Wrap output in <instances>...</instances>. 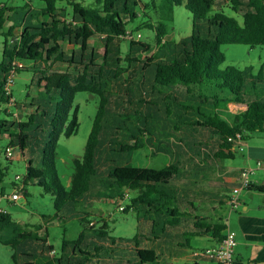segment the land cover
<instances>
[{"label":"trees","instance_id":"16d2710c","mask_svg":"<svg viewBox=\"0 0 264 264\" xmlns=\"http://www.w3.org/2000/svg\"><path fill=\"white\" fill-rule=\"evenodd\" d=\"M40 1L42 6L37 8L0 4V36L4 38L0 143L7 141L4 149L0 146V184L9 170L1 157L4 154L11 161L6 149L12 147L27 160L21 188L15 185L14 190L26 194V186L34 185L50 194L59 213L49 216L50 222L67 219L61 215L64 209L70 212L80 205L81 211L69 215L80 219L84 228L77 240H63L58 251L47 240V228L44 234L39 233L41 226L27 230L0 209V244L14 251V264H161L160 254L146 245L150 241L144 229L139 228V235L132 239L112 237L107 219L85 207L87 201L125 200L126 190L137 195L129 199L124 212L135 213L139 226H148L156 237L168 229L186 231L189 220L196 234L221 242L227 229L223 219L210 224L183 213L165 192L182 174L179 162L173 160L161 169L109 167L105 153L125 156L150 147L164 134L205 128L220 136L221 158L230 159L240 142L264 133V63L258 74H253V67L221 68L224 45L264 47V0H162L160 4L93 0L90 5L83 0ZM178 6L193 15V29L190 36L176 41L168 36V22ZM224 8L242 21L227 15ZM142 30L153 32L154 38L150 42L126 38ZM126 41L128 53L123 52ZM63 42L78 49L69 53ZM22 71L33 73L31 85L42 90L28 104L12 102L13 92L5 90L9 77ZM80 92L101 100L84 154L74 159L75 171L67 186L56 168L57 146L62 136L78 133L77 112L72 117V111ZM229 104L245 108L224 114ZM24 109L29 111L28 119L15 120L14 110ZM155 119L165 121L161 135L151 129ZM0 196H4L3 188Z\"/></svg>","mask_w":264,"mask_h":264},{"label":"rangeland","instance_id":"374dc122","mask_svg":"<svg viewBox=\"0 0 264 264\" xmlns=\"http://www.w3.org/2000/svg\"><path fill=\"white\" fill-rule=\"evenodd\" d=\"M92 1L93 0H83L84 5H90ZM155 1L157 4H160L162 0ZM0 4H6L10 7L23 6L26 4H28L29 7L32 6L35 8L42 6L40 0H0ZM0 7L2 6L0 5ZM224 12L229 16L237 18L240 22L242 21L241 16L233 12L230 8H224ZM172 17L173 18L168 22V25L170 26L168 34L169 38L178 41L181 38L188 37L192 34L193 15L187 11L185 7H174ZM18 33H20V31H18ZM135 34L136 35L133 39L136 41L140 40L150 42L151 39L154 38V33L149 30H142ZM138 34H140L141 37H139ZM3 40L4 38L0 36V59L2 57ZM94 43L96 42L94 41L91 44ZM62 45L69 53L77 48L76 46L69 45L67 42H63ZM128 50L129 41H126L123 44V52L128 53ZM221 50L225 56V63L221 66L222 69H225L226 67H233L243 71L246 68L253 67V74H258L262 64L264 63V47L261 46L249 47L241 44H231L222 46ZM139 57L144 56L141 55ZM33 75L34 74L31 72L22 71L14 77L12 92L15 102L20 103L21 101H25L28 104L32 98H39L41 96L42 90L31 85ZM150 84L153 83L151 82ZM156 86L164 90L163 86L159 84ZM165 92L169 91L165 89ZM27 96H30L31 98H26ZM100 100L101 99L98 95H94L89 92H80L75 97L72 117L77 112L79 130L76 135H73L70 138L62 136L59 139L56 154V168L59 177L67 186H69L71 177L75 171L74 159L82 158L84 154L85 147L98 112ZM14 117L15 120L26 121L29 117V111L26 109L14 110ZM164 124L165 121L163 120H152L151 129L154 133L156 131L160 134H163V131H166V124L165 126ZM255 139L264 142V133L255 134ZM163 141L165 144L167 141L172 143H180L179 141L175 140V137L172 135L164 136ZM6 144V140L0 143L1 148L4 149ZM120 155L121 154H118L117 152L105 153V158H107L106 163L109 165V167L124 164L134 167L161 169L165 167L167 161L170 158L168 155H152V150L146 145L142 149L134 151L130 154H125V156ZM1 162L3 165L8 166L9 170L6 178L0 184V190L3 188L4 192V196H0V209L11 214L13 219L24 225L27 230L37 231L38 227L41 226L39 233L44 234L45 228H47L49 233L47 240H49V243L53 244V247H55L58 251L63 240H77L83 231L84 225L80 222V219L77 217H72L69 214L72 211H81L83 207L76 205V208L71 209L70 212L67 211V209H64V213H61V215L67 216V219H55L54 221L50 222L51 220L48 217L55 216L59 213L54 207V200L52 196L46 193L44 189L38 186L28 185L26 186L27 193L23 194V192H20L21 198L19 200L12 198L14 188H21V182L26 172L27 160H24L20 153L16 151L15 157L11 159V161H7L3 154L1 157ZM225 163L228 165L239 166L241 164V155H237L234 161L227 160ZM105 178L106 177H102L104 180ZM205 179V182L202 180L200 181V188L205 189L204 187L207 186L209 194L214 196L216 189L214 185H210V182L216 179L215 176L212 174H207ZM220 181L222 183L223 180ZM15 185L16 187H14ZM195 187L196 186H194V188ZM124 193V197H126L125 200H121L117 197L114 200L107 198L100 202L95 201L94 203H89V201H87L85 207L88 211H92L96 217L102 214V217L107 219L112 230L110 233L112 237H128L132 239L135 234L139 235L138 233H140V221L138 220L135 213H125L121 207H125L127 204H129V199L131 196H135V192L126 190ZM227 209L228 211L226 209H219L217 211V214L224 218L225 224H228L229 216L227 214L230 213V208L228 207ZM98 210L100 212L95 213ZM217 214L215 212L214 215L216 216ZM160 235L161 234L157 236ZM190 251V255H192V252L195 250L192 248ZM13 254L14 251L10 247L0 244V264H14ZM51 255L54 257L56 253L52 252ZM166 260L168 261L167 257H162L160 260L161 264L165 263ZM172 263L175 264L174 262ZM186 264L194 263L191 260Z\"/></svg>","mask_w":264,"mask_h":264},{"label":"crops","instance_id":"0c3cea01","mask_svg":"<svg viewBox=\"0 0 264 264\" xmlns=\"http://www.w3.org/2000/svg\"><path fill=\"white\" fill-rule=\"evenodd\" d=\"M75 49L77 50L78 47ZM127 76L128 74L124 78ZM244 108L241 105L229 104L228 110H224L223 113L234 114ZM161 118L166 117L164 115ZM154 134L161 135L156 131ZM170 135L180 143L167 141L166 145L163 137ZM254 139L255 134L249 140L235 146L230 159L221 158L220 136L215 131L205 128H185L173 132V134H164L160 140L150 144V149L152 155L170 156L165 166L176 160L182 167V174L177 183L165 188V192L173 198L175 207L183 213L214 224L220 219L224 220L221 215L217 214V211L219 209L228 211L229 195L240 184L241 171L248 167H254L258 160L264 159V142ZM149 141H151L150 138ZM240 146L242 150H239ZM237 155H241L239 166L225 163L227 160L234 161ZM207 174H212L216 178L210 182V185H214L216 189L214 196L209 194L207 186L204 187L205 189L200 188V181L205 182ZM220 180H223L222 183ZM252 181V186L241 193L240 208L227 214L229 216L228 226L236 233L237 245L234 255L236 264H264V172L259 171ZM194 186L196 187L194 188ZM134 192L136 196L137 192ZM135 196H131L130 199ZM193 223L189 220L186 225L184 223L186 231L185 229H168L157 237L148 226H140V229H144V233L149 237H147V241L150 242L149 244L147 242L146 245H150L160 254V260L162 257L168 258V261L166 260L163 264H173L172 262L186 264L191 260L194 264H210L205 257L198 255V252L213 247L219 242L209 235L196 234ZM187 231L190 235L186 233ZM192 248L195 251L190 255Z\"/></svg>","mask_w":264,"mask_h":264},{"label":"built area","instance_id":"2783aa9c","mask_svg":"<svg viewBox=\"0 0 264 264\" xmlns=\"http://www.w3.org/2000/svg\"><path fill=\"white\" fill-rule=\"evenodd\" d=\"M138 36L141 37L140 34H138ZM126 38L132 39L134 36L128 33ZM15 65L19 67L22 66V64L19 63H15ZM15 76L16 74L13 73L7 81L5 86L7 93L12 92ZM13 101L14 99H12V102ZM239 150H242L241 146L239 147ZM15 152L16 150L12 147H8L6 149V155L9 159H13L15 157ZM259 171L264 172V159L258 160L254 167H248L241 171L240 184L231 191L229 196L228 207L230 208V212L237 210L241 206L240 194L252 186V178L256 176ZM12 198L19 200L21 198L20 192L18 190H14ZM121 208L122 210L124 209V207ZM236 245V233L232 231L227 224L225 238L217 245L199 251L198 255L205 257L210 264H236L234 258Z\"/></svg>","mask_w":264,"mask_h":264},{"label":"water","instance_id":"95a60500","mask_svg":"<svg viewBox=\"0 0 264 264\" xmlns=\"http://www.w3.org/2000/svg\"><path fill=\"white\" fill-rule=\"evenodd\" d=\"M71 182V181H70Z\"/></svg>","mask_w":264,"mask_h":264}]
</instances>
